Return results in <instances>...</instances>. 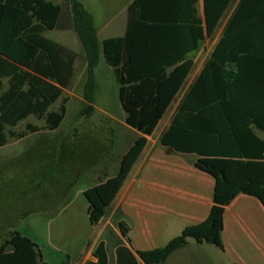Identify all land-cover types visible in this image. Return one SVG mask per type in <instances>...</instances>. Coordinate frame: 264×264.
Instances as JSON below:
<instances>
[{"label": "trees", "instance_id": "16d2710c", "mask_svg": "<svg viewBox=\"0 0 264 264\" xmlns=\"http://www.w3.org/2000/svg\"><path fill=\"white\" fill-rule=\"evenodd\" d=\"M133 0L127 8L125 34L99 40L93 16L79 0H0V147L42 128L56 130L66 114L63 97L74 77L77 53L45 32L71 29L82 48L86 69L82 117L94 111L100 62L118 85L124 123L138 135L119 159L115 176L83 191L90 225L108 212L132 166L170 103L192 71L189 55L212 38L226 11L233 7L203 69L183 94L160 144L176 153L195 155L194 166L215 182L213 204L201 223L185 227L166 245L137 251L145 264H160L190 239L223 249L224 209L239 194L255 197L264 207V0ZM57 109L52 107L58 102ZM116 213L122 237L127 226ZM95 263L108 264L100 242ZM0 264H47L36 244L18 231L0 245ZM61 264H70L67 258Z\"/></svg>", "mask_w": 264, "mask_h": 264}, {"label": "rangeland", "instance_id": "374dc122", "mask_svg": "<svg viewBox=\"0 0 264 264\" xmlns=\"http://www.w3.org/2000/svg\"><path fill=\"white\" fill-rule=\"evenodd\" d=\"M79 1L92 14L97 29L108 23L107 31L100 37L116 36V0ZM197 8L201 12V1ZM232 10L230 7L226 11L212 38L206 39L192 56L194 69L177 98L200 63L209 56ZM44 36L72 49L78 58L73 80L63 93L68 101L60 126L48 131L43 129V121L29 117L11 130L20 132L26 124L42 130L22 139L9 138L8 143L0 147V245L8 233L18 231L36 241L44 253L50 248L76 251L88 238L93 241L106 224L103 238L111 251L114 245L112 227L115 228L110 219L111 210L92 228L82 191L104 179V172L117 170L120 156L137 135L124 126L118 85L112 70L103 62L95 69L98 86L94 111L88 117L80 115L86 64L78 38L73 30L49 31ZM59 103L52 108L57 109Z\"/></svg>", "mask_w": 264, "mask_h": 264}, {"label": "crops", "instance_id": "0c3cea01", "mask_svg": "<svg viewBox=\"0 0 264 264\" xmlns=\"http://www.w3.org/2000/svg\"><path fill=\"white\" fill-rule=\"evenodd\" d=\"M132 1L116 0V36L100 37L101 33L107 31L108 23H106L100 29L95 27L100 41L125 34L127 8ZM200 1L202 3V0H198ZM52 2L60 4L65 0ZM198 2L196 10L198 15L202 16L203 4L200 12L197 8ZM66 30L71 29L59 31ZM200 48L189 55L193 60L192 71L195 66L192 56ZM207 58L200 63L189 84L203 69ZM189 84L177 98L183 86L170 103L153 133L145 136L147 143L143 151L108 209L111 210L110 219L115 224V228L112 227L113 249L110 251L103 238L106 224L102 226L93 241L88 238L76 251L70 249L59 251L50 248L44 253L36 241L28 237L36 244L43 262L61 264L68 258L70 264L95 263L97 261L93 255L95 248L100 242H104L108 264H145L137 255V251H150L163 247L172 238L178 236L185 227L206 220L213 204L214 179L194 166L195 155L176 153L160 144V136L170 125L173 114ZM124 126L128 127L125 123ZM133 131L138 135L135 130ZM256 135L264 140L263 132L256 130ZM117 171L118 167L117 170L104 172V179L115 176ZM87 206L88 204L86 210ZM118 210L121 221L128 228L125 238L120 234L114 221ZM101 221L95 226H90L96 227ZM107 224L110 225V221ZM221 238L222 250L208 243L198 244L190 239L185 247L172 253L160 264H264V207L260 201L249 195H237L224 209Z\"/></svg>", "mask_w": 264, "mask_h": 264}]
</instances>
